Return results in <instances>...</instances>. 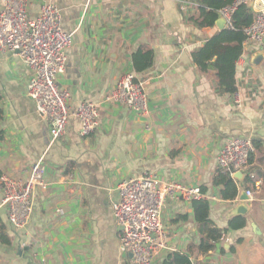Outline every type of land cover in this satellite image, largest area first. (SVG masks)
I'll use <instances>...</instances> for the list:
<instances>
[{"label": "crops", "instance_id": "1", "mask_svg": "<svg viewBox=\"0 0 264 264\" xmlns=\"http://www.w3.org/2000/svg\"><path fill=\"white\" fill-rule=\"evenodd\" d=\"M45 3L57 4L63 28L75 32L57 81L70 92L73 111L83 101L98 105V126L83 136L72 115L65 134L50 144L48 122L27 94L30 66L0 50V204L1 175L24 180L42 155L47 183L34 192L26 228H14L0 211V264H135L121 248L114 215L121 181L153 174L163 182L205 188L210 217L228 228L241 216H231L240 196L254 188L250 172L262 185L247 200L250 210L242 215L247 225L229 229L209 253L199 251L194 199H169L162 212L166 246L155 264L174 253L188 254L193 264H264V58L252 61L264 45L244 42L235 67L236 91L229 92L215 59L207 70L194 59V52L222 30L189 21L199 13L195 0H30L31 15ZM4 6L0 0V13ZM141 47L153 49V64L136 71L133 55ZM126 72L143 83L147 114L106 100ZM238 135L259 146L238 181L239 196L223 199L213 183L221 170L217 156Z\"/></svg>", "mask_w": 264, "mask_h": 264}, {"label": "built area", "instance_id": "2", "mask_svg": "<svg viewBox=\"0 0 264 264\" xmlns=\"http://www.w3.org/2000/svg\"><path fill=\"white\" fill-rule=\"evenodd\" d=\"M252 3V5H251ZM242 4L252 6L254 20L245 28L246 44L264 45V0H234L220 9V17L232 24L235 11ZM30 0H5L0 13V50L21 56L32 70L27 94L36 104L38 112L47 120L50 144L66 132L69 119L75 115L81 122L83 136L91 135L98 126L99 108L92 101H83L75 111L70 107L71 94L60 87L57 77L67 65V50L74 41L75 32L62 25V12L55 3L42 5L40 13L32 16ZM108 102L124 104L138 113H148V95L143 83L133 72L123 74L106 96ZM239 102V100H238ZM241 103V102H239ZM255 147L248 136H233L221 148L217 159L222 171L232 176L249 168ZM45 156L33 164L24 180L9 174L1 175L4 209L8 222L16 229L26 228L34 213V192L46 188ZM254 188L246 190L252 198L261 189L262 180L256 174H247ZM119 199L114 203V215L121 227V248L132 254L135 264H155L165 248L163 209L169 199L204 198L199 187L181 182H163L153 174L127 178L118 186Z\"/></svg>", "mask_w": 264, "mask_h": 264}, {"label": "trees", "instance_id": "3", "mask_svg": "<svg viewBox=\"0 0 264 264\" xmlns=\"http://www.w3.org/2000/svg\"><path fill=\"white\" fill-rule=\"evenodd\" d=\"M198 3L197 15H191L189 21L199 27L215 26L220 18V9L231 4L234 0H195ZM255 13L252 6L242 4L235 11L232 24L221 30L198 51L194 52V59L198 65L207 70L211 60L215 59L217 75L226 91H236L235 67L236 61L244 53V42L246 41L245 28L254 20ZM153 49L141 47L133 55L134 69L142 71L153 64ZM1 100V94H0ZM2 110L0 108V119ZM3 131L0 128V139ZM254 147L258 142L253 140ZM251 155V160L253 157ZM238 181L230 173L219 170L213 179L214 185L220 187L223 199H236L239 196ZM205 191V188H202ZM196 221L198 222L201 241L198 245L201 253H209L214 250L219 241L227 234L229 229H239L247 225L245 217H234L230 220L228 228L218 227L210 217L211 205L208 199L196 198L193 200ZM7 240V239H6ZM164 264H193L188 254H171Z\"/></svg>", "mask_w": 264, "mask_h": 264}, {"label": "water", "instance_id": "4", "mask_svg": "<svg viewBox=\"0 0 264 264\" xmlns=\"http://www.w3.org/2000/svg\"><path fill=\"white\" fill-rule=\"evenodd\" d=\"M251 5H252V3H251ZM216 24L222 30L227 27L226 19L223 17H220L217 20ZM263 58H264V51L260 50V51H257L253 54L252 61L256 64H259L263 60ZM233 177L238 179V180H243L244 179V173L242 171H237ZM240 200H241V203L239 205H237L232 210L231 216H238V215L244 216L249 212L250 208L247 204L248 196L246 194V191L243 192V194L240 196Z\"/></svg>", "mask_w": 264, "mask_h": 264}]
</instances>
